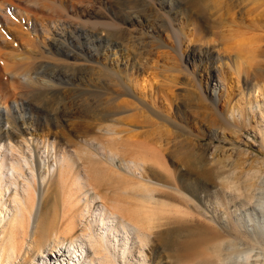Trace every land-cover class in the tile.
Here are the masks:
<instances>
[{
	"label": "rangeland",
	"instance_id": "1",
	"mask_svg": "<svg viewBox=\"0 0 264 264\" xmlns=\"http://www.w3.org/2000/svg\"><path fill=\"white\" fill-rule=\"evenodd\" d=\"M85 1L39 0L42 4L61 6L59 12L57 9L51 13L32 6L29 0H0V7L8 8L14 21L8 25L0 20V101H27L29 113L39 123L66 121L68 114L62 111L63 105L82 107L78 114L88 120L81 136L72 135L55 149L51 146L49 154L40 150L41 146L36 151L37 158L30 153L21 157L10 145L0 149V253L19 238L24 244L19 253L27 252L32 258L27 263L19 260L21 264H45L43 256L50 259L52 246L62 245L60 240H73L79 245L84 240L87 264L102 263V256L114 264H200L220 253L226 254L233 241L251 245L264 240L256 231L262 217L256 218L247 207L248 203L256 205L257 197L253 200L236 189L242 187V191H247L254 183H264V0H147L149 3L142 4L141 0H107L109 17H118L117 21L122 23L139 14L144 25L159 30V41L147 36L140 40L133 30L134 36L130 38L125 33L106 36L83 28L86 23L79 20L81 8L89 0ZM64 18L80 23L82 28L67 30L61 52L50 50V55L66 63L67 54H77L78 64L70 60L76 67L69 64V68L53 69L57 77L52 79L63 88L55 99L42 88L21 98L5 67L7 56L15 52L48 61L46 49L51 48L52 25ZM167 18L175 20L174 28L182 31V36L164 26ZM233 19L242 25L233 24ZM32 21L44 22L48 32L36 34ZM88 21L98 22L93 17ZM252 21L261 27L254 29ZM130 24L133 23L125 24L129 30L140 29L138 24ZM117 46L124 48V53L140 55V62L136 63L142 68L131 76V83L125 72H114L120 69L105 59ZM96 62L102 70L92 67ZM186 65L191 74L184 69ZM40 79L44 80L34 76L36 83ZM24 80L21 82L27 84ZM199 81L208 85V101L202 100L206 92L204 87L199 88ZM128 84L136 97L122 92ZM140 100L156 113L177 120L178 126L161 121ZM109 109L117 114L113 121L104 122L101 119L107 117ZM139 149L149 156L154 152L160 155V173L151 175L157 181L152 187L153 201H148V194L139 190L137 184L129 185L122 176L119 178L122 174L138 180L141 172L131 162L139 161L135 152ZM113 154L116 164L112 162ZM20 160L24 171L21 177L12 168L16 164L19 167ZM27 161L32 162L34 177ZM12 173L19 180L18 187L11 184ZM90 179H99V185L94 183L95 190L89 186ZM82 186L87 187L81 190ZM97 190L112 202V211L124 212L123 220L117 215L107 220L108 230H102V225L95 222L98 212L90 217L87 209L83 211L86 201ZM236 197L243 198L247 205L240 204ZM46 204L49 211L39 217L38 208L45 212ZM96 204V208L102 207L98 198ZM67 211L76 216L75 224L65 222ZM130 214L138 218V223L131 221ZM36 216L41 221L39 235L55 224L59 229L63 226V233L53 235L52 241L46 243L45 253L40 251L39 243L28 250L25 238L26 230L30 237L34 235ZM121 221L127 225V234L119 226ZM116 225L121 231L117 238L112 234H117L113 229ZM101 234L107 240L100 244L109 249L98 254L100 247H93L88 240L100 239ZM258 252L244 254L240 261L252 264L255 258L250 259L249 255ZM228 261L234 264L232 258Z\"/></svg>",
	"mask_w": 264,
	"mask_h": 264
},
{
	"label": "bare ground",
	"instance_id": "2",
	"mask_svg": "<svg viewBox=\"0 0 264 264\" xmlns=\"http://www.w3.org/2000/svg\"><path fill=\"white\" fill-rule=\"evenodd\" d=\"M29 1H31L32 6L38 7V9L40 7L43 10L48 11V12L51 11V13H54V11H57V9L59 12L62 9L61 6L59 7V5L58 6L55 5L56 4L55 1L53 2V3H55L52 5L53 7L48 5L47 3L44 4L45 2L42 4V3H40L41 1L39 2V0L38 1L37 0H29ZM87 1H85V2H87ZM111 1L113 2V0H111ZM142 1H144V3L145 2L149 3L147 0H141V4H142ZM71 3H72V1H71ZM147 5H149V4H147ZM108 6H109V3L107 0H89L87 2V4H85V7L82 6L81 18H80L81 20H79V21H81V23H83V24L86 23L83 25V28L88 27L89 29H91L90 31L95 30L97 32H100L101 34L106 35V36L110 35L112 32L125 33V34H128L130 36V38H133V36H134L132 32L137 31L139 35H137V36L135 35V36L140 40H142L146 36L148 38L150 37L151 39L156 38V39H158V41L160 40L158 37L159 36V30H157V28L154 26L150 25V27H148L147 25H144V23L141 20V16L139 14L134 15L133 19H129L126 22L123 20L122 23H120L117 21L118 17H117V19L115 16L113 17V19L111 17H109L110 13H108L107 9H106ZM8 10H9L8 8L0 7V20L2 22H4L5 24L9 25L11 22H14V21H12L11 18L9 17L10 14H9ZM72 12L74 13V8L72 9ZM18 15L21 17L22 13L20 11H18ZM249 15H248V17H249ZM28 17H29L28 14H26V18H27V20H29L28 24H30L29 22L31 21V19ZM92 17L96 18V20L98 22L95 21L93 23L92 22L90 23L88 20H90V18H92ZM250 17H251V15H250ZM261 17H263V16H261ZM82 18H85L87 21H85V19H82ZM189 18H191V17H189ZM76 19H78V18H76ZM197 19L200 20L199 18H197ZM168 20L169 21H166V19L164 20V22L166 23V25H164V26L171 28L175 32V34L182 36L183 35L182 31L178 32L174 28L175 26H177L175 20L173 21L170 18ZM57 21H58V23H57ZM57 21H54V23L52 25L54 32H53L52 39H51V48L46 49V51H48V56H50V58H48L49 59L48 61L40 60V59L38 60L37 58L32 59V58L26 57V56L23 57V56L14 54L15 52L14 53L12 52V54L9 53V55L7 56V62L6 63L4 62L5 67L9 73V77L11 78L13 83H15V85H14L15 92L19 93V96H21V98L22 97H29V95H32L33 92H36V90L38 88H42V89H44V91L47 90L48 92H50L49 95H51L52 98L55 99L57 97V94L59 92L63 91L62 90L63 88L61 89L60 88L61 86L59 87V85L57 83H55L54 79H52V76L57 77V74L54 71L56 69H59L62 67L69 68L70 67L69 64H71V66L76 67L75 65H72L73 64L72 62L73 61L75 62L76 60H78V57L80 55L79 56H77V54L72 55L73 53L67 54L66 55L67 56L66 58H68L66 60L67 62L65 63L63 61V63H62L59 60H55V57L50 55V54H52L50 52V50H53V52H61L60 47L63 45L62 40L64 39L63 37L67 33V30H72V29L75 30L76 28L78 29L79 26H81V24L67 21V19L65 20V18H64V20H61L60 22H59V20H57ZM127 22L133 23V24H130V26L138 24L140 29L135 27L134 29L129 30V26L125 25V24H127ZM200 22H202V21L200 20ZM31 23H32L31 25L34 27V31L36 32V34L39 31L42 32L43 34L48 32L47 26L44 25V22L38 23V21H36V22L32 21ZM64 23H66V24H64ZM232 23L235 25H242L241 22H238L234 19L232 20ZM263 24H262V26H263ZM76 25H77V27H75ZM72 26L75 28H73ZM89 26H91V27H89ZM247 26H248V29H251L253 26V28L254 29L256 28V30L261 27L260 23L257 25L255 22H253L252 26H250V25H247ZM81 28H82V26H81ZM156 39H155V41H157ZM247 44L248 43H246V45ZM125 47L127 48V46H125ZM180 50H181V44L179 43L178 52H180ZM218 53H219L218 56L220 57L221 54H220V52H218ZM131 54L124 53V48L119 49L117 46L116 49L113 50V53L107 54L106 58H105L106 60H108V62L113 61L114 65H116V67L120 69V71H114V72H117V73L125 72L124 76L126 77L127 80H129L130 83H131V76L135 72H139L142 68L141 67L142 65L137 66V64L140 62V60H138V59H140L139 58L140 55L138 56V54H136L135 52L131 53ZM187 59L189 60V58H187ZM70 60H73V61L71 62ZM86 60H87V58H86ZM83 62H85V60ZM88 62H90V61H88ZM136 62H138V63H136ZM76 64H78V63H76ZM95 64H97V65L92 66L94 69L98 68V69L102 70L100 63L96 62ZM82 65H83V63L81 64V66ZM139 67H140V69H139ZM53 69H55V70H53ZM184 69L188 73L190 72L188 65H186L184 67ZM41 71L42 72L44 71V73H40ZM48 72H52L51 75H49ZM67 72H69V71L67 70ZM189 74H191V73H189ZM34 76H42L44 78V80L40 79L39 83H36V81L34 80ZM23 79H25L24 80L25 82L27 80L28 83L25 84V83L21 82V81H23ZM198 86L201 89H202V87L205 88L206 93L204 92L205 94H202V100L208 101V94H207L208 93L207 92L208 91V85H202V83L199 81ZM85 90H86V88H85ZM109 91L110 90L108 89L107 92L109 93ZM123 91L127 95L136 97L134 92H133L131 85H129V84L126 86L125 89L122 90V92ZM67 93H64V94H67ZM90 93L93 94L92 92H90ZM112 93L114 95H117V97L121 96V94L119 92L113 91ZM68 94H71V93H68ZM109 96H110V94H109ZM115 98H116V96H114L113 99H115ZM140 102L144 106L148 107V109L154 115H157V117L161 121L167 122V123L171 124L172 126H178L177 120H175L169 116H166V115L158 114L151 107L146 105V103H144V101L140 100ZM28 106L29 105L27 104V101H24L23 99H22V101L21 100L20 101H14V102H11L8 104H5V103L3 104L0 101V149H2L3 146H9L10 145L13 152H14V150L20 152L21 157H24L25 155H27V153H30L33 158H35V157L37 158L38 154L36 153V151L38 149H40L41 146H42V148L40 150H44V153L48 152V154H49L51 146H52V149H55L56 146L59 143H61L62 140H65L67 138L69 139V137L71 138L72 135L78 136V137L81 136L82 132L85 129V125H87L86 122H88V120H85V119H84L85 121L83 120V118H85L84 116H82V115L80 116L78 114V113L82 112L81 111L82 107L77 108L74 106L75 108H72V107H68V106L65 107L64 105L63 106L61 105L62 111L66 112L68 114V116L65 115L67 118L66 121H56L54 123H49V122L39 123L35 119V117L29 113ZM72 106H73V104H72ZM58 107H60V106H58ZM62 111H61V113H62ZM109 112L107 114V117H103V119H101V120L104 121V119L105 120L109 119V121H113L112 117L114 115H116L117 113L115 112L116 114H114L113 112L110 111V109H109ZM54 115H56V114H54ZM54 118H56V117H54ZM64 119H65V117H64ZM90 126H91V124H90ZM0 152H1V150H0ZM135 152L139 156L138 157L139 161L131 162V164L137 170H139L141 172L140 177L136 178L138 180H134V179L126 178L127 176H123L122 174H120L119 178H120V176H122L123 180H125L124 182H126L129 185L137 184L136 186L139 190L148 194L146 196L148 201H153L155 199V194L152 191V187H153V185H155L154 183H157V181H155V179L151 175L160 173L159 168L162 167V165H160V163L157 161V159L160 158V155L158 152L157 153L154 152L152 156H149L147 153H145V150H142V149L136 150ZM113 155H115V156L111 157L112 162H113V164H116L117 157H116V154H113ZM0 157H2V156H0ZM1 159L3 160V157ZM1 159H0V170H2ZM27 162H28L27 164H28L30 170L32 171V176L34 177L35 175H34V168L32 166V162H30V161H27ZM119 162H121V160H119ZM19 164H20L19 167H17V164H16V167H15V165H13V167H12L13 171L16 170V171L20 172V174H22V172L24 174V171H22L23 165L21 164V160H20V163H18V165ZM18 172H16V173H18ZM23 174L18 175V176L21 177V176H23ZM12 178H13V180H12L11 184L18 187L17 183L19 180H17L15 178L14 173H12ZM0 180L1 181L3 180L2 174L0 176ZM92 181H91V179L89 180V186L93 187V189L95 190L96 187H94V183L96 182L99 185V179H95ZM86 184H88V182ZM172 185H174V184H172ZM86 187L87 186H82L81 190L86 189ZM236 189L239 192H242V195L247 193V195H249V197H251L253 200L257 197V202H256L257 204L256 205H251L249 203L247 205L243 198H241V197H238V198L236 197V198L238 199V202L240 204H242V205L246 204L248 209H249L248 211H251L253 213V215L256 216V218L258 217V219H259V217H262L261 223H259V226L256 228V231H258L259 237L264 239V183H262V182L260 184L254 183L251 186V189L248 188L247 191H242V189H243L242 187H237ZM86 193L88 195L89 192H86ZM97 198L102 201V204H101L102 207L96 208L97 204L94 205L95 200H97ZM0 207L2 208L1 204H0ZM112 207H113L112 202L108 198L103 197L100 194V191L97 190L96 193L91 195L90 198L86 201L85 208L83 211H85L87 209V216L90 215V217H92L95 214V212H98L97 217H99V219L96 218L95 222L102 225V227H103V228H101L102 230H108L107 220L115 218L114 216H116V215L120 216L121 220L125 219L123 216L124 212L122 209H116V211H112V209H111ZM45 209H46V211L42 212V209L40 207L38 208V216L39 217H43L49 211V207L47 206V204L45 206ZM83 211L80 214L82 218L85 217V214H83ZM67 212H68L69 216L67 217L65 222H67L69 225L75 224L76 223V216H73L71 211H67ZM43 213H44V215H43ZM77 214H78V212H77ZM130 217H131L132 222L138 223L137 222L138 218L134 214H130ZM1 223L2 222L0 221V224ZM34 224L36 226L35 227L36 231H35L34 235L30 237L29 231L26 230V233H25L26 237L24 236L28 240V246H29L28 250L31 251L32 249H35L34 245L39 243L40 251H42V249H43L44 250L43 253H45V252H47V250L44 249L46 243H48V241H52L51 239H52L53 235H55V237L56 236L58 237L61 233H63V226L60 227V229L58 228L59 226H57V224L50 226L49 228H47L44 231V235H45L44 236V235H39L40 234L39 231L42 232V228H41V221H40V219L37 218V216L35 218ZM88 225H90V224H88ZM106 226H107V228H105ZM119 226L124 230V233L127 234L129 232L127 230V225L125 222L121 221ZM119 226L116 225L115 227H113V229L117 232V234H115V233H112V234H114V237H116V238L118 237V234L121 232L119 230ZM22 228L25 230L24 226H22ZM89 230H91L90 226H89ZM83 231L86 232L85 230H83ZM83 235L88 236L89 234L83 233ZM100 237H101L100 239L88 240L92 243L91 245H93V247H97V246L100 247V249L97 250L98 254H102L104 251H107L109 249V248L108 249L104 248L103 244H100L102 242L104 243L107 240V237L103 234H101ZM39 239H41V241H39ZM116 241H118V239ZM80 242H81V245L77 244L73 240H68L65 242L60 240V243H62V245L52 246V249H51L52 253L50 254V259L47 260L46 259L47 256H45V258L43 256V259L46 262L45 264H48L49 262H50V264H87V261L85 260L87 258V256L84 258V255H85V247H83L84 240H81ZM114 242H115V240H112V243H114ZM244 242L245 241H241L239 243L237 241H233L230 243L229 247L226 249L228 251V252H226V254L220 253V254L214 256V258L212 260H210L209 262H206V263L202 262L200 264H229L228 260L230 258H232L234 260V264H242V262L240 261L241 256L244 254L248 255L251 252L253 253L254 250H259V252L256 253L254 256L249 255L250 259L255 258V260H253V262H251V263L252 264H264V251H261L262 250L261 247H264V240L255 241L256 243L251 244V245H248V243L244 244ZM10 243L11 244L9 245L8 249H4L3 252L0 253V264H8L9 262H12V264H21V261H19L21 259L24 260L23 261L24 263H27L28 261H32V258H30L31 256H28L27 252H25L24 255L19 253L20 247H23V245H24L23 242L22 243L20 242L19 238L13 239V241ZM244 245H248V247H245ZM115 249H117V247H115ZM124 254H125V252L123 251V255ZM51 256H52V258H51ZM101 259H102V263H100V264H114L113 261L111 262V261L107 260V257L105 258V256H102ZM38 264H40V263H38Z\"/></svg>",
	"mask_w": 264,
	"mask_h": 264
}]
</instances>
